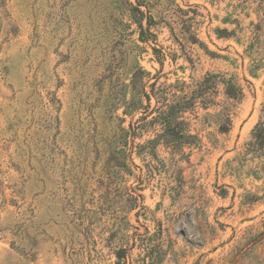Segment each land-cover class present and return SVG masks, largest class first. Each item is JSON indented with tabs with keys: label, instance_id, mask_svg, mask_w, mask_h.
<instances>
[{
	"label": "rangeland",
	"instance_id": "1",
	"mask_svg": "<svg viewBox=\"0 0 264 264\" xmlns=\"http://www.w3.org/2000/svg\"><path fill=\"white\" fill-rule=\"evenodd\" d=\"M257 124L264 0H0V264H264Z\"/></svg>",
	"mask_w": 264,
	"mask_h": 264
},
{
	"label": "trees",
	"instance_id": "2",
	"mask_svg": "<svg viewBox=\"0 0 264 264\" xmlns=\"http://www.w3.org/2000/svg\"><path fill=\"white\" fill-rule=\"evenodd\" d=\"M216 75L209 74L201 83L200 87H207V84L214 78ZM222 77L223 84V94L225 98V102L227 106L221 109L220 112L217 113L218 120L217 124L220 132H227L230 130L232 126L233 112L229 109V107H233L239 100L242 99L244 95L243 88L240 87L233 79V77L226 78ZM207 88L202 89L203 91ZM194 100L195 97L191 96L190 98L184 97L181 100L171 104L168 106V109L162 112V122L164 125V133L163 136L167 140V142H171L172 139H181L185 136L184 131L182 130V126L185 124L184 120L179 118V113L185 105H190L192 103L191 100ZM252 141L250 145L253 150L264 154V125L257 124L252 132Z\"/></svg>",
	"mask_w": 264,
	"mask_h": 264
}]
</instances>
